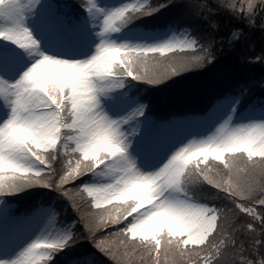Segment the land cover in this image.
<instances>
[{
  "label": "snow or ice",
  "instance_id": "snow-or-ice-1",
  "mask_svg": "<svg viewBox=\"0 0 264 264\" xmlns=\"http://www.w3.org/2000/svg\"><path fill=\"white\" fill-rule=\"evenodd\" d=\"M257 8L0 0V264H227L229 248L257 264L236 236L257 221L264 236V73L259 89L228 79L199 107L156 111L148 96L216 66V43H240ZM169 9L163 23H142ZM222 17L237 22L227 36ZM85 194L88 213L76 200ZM61 210L66 223L47 222Z\"/></svg>",
  "mask_w": 264,
  "mask_h": 264
},
{
  "label": "trees",
  "instance_id": "trees-1",
  "mask_svg": "<svg viewBox=\"0 0 264 264\" xmlns=\"http://www.w3.org/2000/svg\"><path fill=\"white\" fill-rule=\"evenodd\" d=\"M73 3H80V0H72ZM153 4L158 2V0H152ZM163 2V0H159ZM176 2V0H173ZM192 3L198 4L200 0H191ZM237 7L241 0H236ZM254 5L261 4L264 7V4L261 3V0H253ZM173 10L169 9L168 11L162 13L159 17H155L151 20H142V23H145L149 26H154L159 23H163L164 20L170 18ZM236 21H229L227 17H222L220 19V33L219 35L227 36L229 27L232 24H236ZM240 23H245L241 21ZM264 27V12L260 11V8L256 9V18L254 24L251 28H245V38L238 44L235 45L231 50L228 47V44L225 42L223 44L216 43V48H223V51L217 53L218 62L216 66L207 67L205 66L202 69L191 70L190 73L184 75V78L177 80L173 84L168 85L166 88L153 90L151 86H148V96L151 101V106L153 110L156 111H167V110H181L184 108L199 107L207 103L210 99L211 94L214 91L219 90L220 87L226 85L228 79L238 78L243 80L253 87L259 89L261 86V75L264 73V31H261V28ZM219 39V36H218ZM249 58H257L258 62L249 63ZM227 68L228 73L225 77L221 73V69ZM150 71L152 69H149ZM212 83L216 85L213 88H206L205 85ZM219 163V162H217ZM64 166L63 157H58L56 161L53 162V168L57 171V179L59 178L60 169ZM70 187H76V185H70ZM50 191L49 189H44L42 192H35L28 190L25 193L16 194V203L21 207H24L30 204L33 200L39 199L41 196H46ZM200 192L201 198H203V189H193V192ZM66 201L67 198H62ZM77 203L81 207V211L88 213L90 210V201L91 198L84 195V198L81 199L80 196H76ZM219 204V202H217ZM111 207V206H109ZM230 207V205H229ZM92 212H96L94 208H91ZM69 212L72 213L74 210L71 209L69 205ZM63 212L61 210L59 218L55 215V220L58 223H66L63 219ZM77 220L80 219L79 213H76ZM239 222V221H238ZM257 224V232L249 233L247 231L237 233V245H240L243 242L246 249L245 255L248 258H255L257 264L261 259V254L264 253V236L259 234V222ZM83 227V224L79 225L76 228L79 231ZM109 227H113L109 225ZM101 231H104L101 229ZM108 233L105 231V235ZM255 245L259 247V252L253 253L252 246ZM105 259H108L107 257ZM227 264H233V261H237L238 257L232 255V249L229 248L228 254L225 256ZM109 264H112L109 261Z\"/></svg>",
  "mask_w": 264,
  "mask_h": 264
},
{
  "label": "rangeland",
  "instance_id": "rangeland-1",
  "mask_svg": "<svg viewBox=\"0 0 264 264\" xmlns=\"http://www.w3.org/2000/svg\"><path fill=\"white\" fill-rule=\"evenodd\" d=\"M47 222L55 224L56 226H60L61 223H58L57 220H55V215H53L50 219H47Z\"/></svg>",
  "mask_w": 264,
  "mask_h": 264
}]
</instances>
